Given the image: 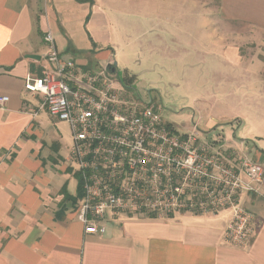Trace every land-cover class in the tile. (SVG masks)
I'll list each match as a JSON object with an SVG mask.
<instances>
[{"label": "crops", "instance_id": "obj_1", "mask_svg": "<svg viewBox=\"0 0 264 264\" xmlns=\"http://www.w3.org/2000/svg\"><path fill=\"white\" fill-rule=\"evenodd\" d=\"M46 31L62 59L87 69H116L127 55L136 77L153 74L159 58L171 84L208 83L214 88L196 97L190 119L203 121V131L244 122L231 103H248L256 131L242 126L224 146L264 167V0H0V96L9 98L0 110V264H264V188L240 196L254 218L242 248L223 239L229 211L164 220L107 214L103 234L83 232L74 216L79 199L72 204L78 177L58 129L67 125L22 85L40 74Z\"/></svg>", "mask_w": 264, "mask_h": 264}, {"label": "built area", "instance_id": "obj_2", "mask_svg": "<svg viewBox=\"0 0 264 264\" xmlns=\"http://www.w3.org/2000/svg\"><path fill=\"white\" fill-rule=\"evenodd\" d=\"M40 74H27L23 90L67 125V165L78 177L81 198L74 216L85 234H103L106 215L164 220L181 213L229 211L226 244L246 245L253 216L243 194L262 195L264 167L229 151L223 138H204L198 123L177 132L151 100L138 101L113 64L84 68L62 59L49 31ZM9 98L0 96V110Z\"/></svg>", "mask_w": 264, "mask_h": 264}, {"label": "rangeland", "instance_id": "obj_3", "mask_svg": "<svg viewBox=\"0 0 264 264\" xmlns=\"http://www.w3.org/2000/svg\"><path fill=\"white\" fill-rule=\"evenodd\" d=\"M262 52L264 53V50ZM120 59L122 61H120ZM262 59L264 60V57ZM118 60L119 63L116 65V70L120 73L122 78L125 75L132 78L129 86L132 97L138 101L141 99L145 101L150 99L154 106L161 108V117L163 121L171 125L178 133L183 130L185 124L191 123V118L193 121H196L198 115L193 104L196 97H207V94L211 93L212 88H214L208 86V83H202V80H197V85H188L191 82H189V79L185 76V80H181L182 77L180 78V83H178V85L171 84L172 80L169 75L165 71L160 70L159 67L161 63L157 62L168 64L167 60H160L157 58L155 63L158 64V67L153 74L137 75L136 77H134L133 72L128 69L130 64L135 65L133 64L135 63V59L127 55H121ZM138 61L142 64V66L139 67H145L146 60L143 58V55H140ZM179 71H182V69H179ZM203 71L205 74L207 73V69ZM187 73V71L184 72V74ZM192 80L193 78L190 79V81ZM196 104L199 109V103L197 102ZM231 104L233 109L232 113L239 115L243 114L246 120L243 122L240 119L237 120L234 118L227 124L215 126L214 129L209 132L203 131L205 129L203 121H200L199 129L203 132L204 138L212 140L216 137H222L223 142L227 143L228 140L226 138L238 140L241 134L240 129L243 127H246L249 132L256 131V120L252 119L255 112L250 110L249 105H247L248 103L235 101ZM200 111L203 112V110ZM58 129L62 137L64 147L62 154L64 157L65 153H67L65 148H68L70 143L69 131L65 125H60Z\"/></svg>", "mask_w": 264, "mask_h": 264}, {"label": "trees", "instance_id": "obj_4", "mask_svg": "<svg viewBox=\"0 0 264 264\" xmlns=\"http://www.w3.org/2000/svg\"><path fill=\"white\" fill-rule=\"evenodd\" d=\"M79 3H84V2H90V0H76ZM124 81L128 84H131L132 78L131 77H127L126 75L123 77ZM78 194L76 196V198L72 199V204L76 203L77 199L81 198V190L80 187L78 185Z\"/></svg>", "mask_w": 264, "mask_h": 264}, {"label": "water", "instance_id": "obj_5", "mask_svg": "<svg viewBox=\"0 0 264 264\" xmlns=\"http://www.w3.org/2000/svg\"><path fill=\"white\" fill-rule=\"evenodd\" d=\"M32 58H34V57H32ZM113 65L115 66V63Z\"/></svg>", "mask_w": 264, "mask_h": 264}]
</instances>
